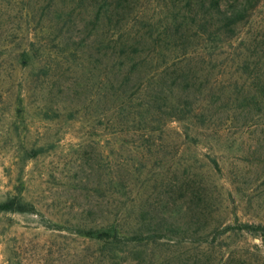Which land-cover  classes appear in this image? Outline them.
Returning <instances> with one entry per match:
<instances>
[{
    "label": "rangeland",
    "instance_id": "rangeland-1",
    "mask_svg": "<svg viewBox=\"0 0 264 264\" xmlns=\"http://www.w3.org/2000/svg\"><path fill=\"white\" fill-rule=\"evenodd\" d=\"M94 2L0 0V203L25 206L0 211V264H264L261 230L240 229L264 224V80L241 66L249 39L264 64V0L214 61H196L214 75L194 80L182 120L168 94L163 112L145 106L171 62L121 86L113 69L129 61L100 43L163 30L170 0H133L116 26ZM164 220L204 240L98 237Z\"/></svg>",
    "mask_w": 264,
    "mask_h": 264
},
{
    "label": "trees",
    "instance_id": "trees-1",
    "mask_svg": "<svg viewBox=\"0 0 264 264\" xmlns=\"http://www.w3.org/2000/svg\"><path fill=\"white\" fill-rule=\"evenodd\" d=\"M85 0H80V2ZM95 1V16L97 22L110 24L113 20L114 26L126 19L122 9L132 8L133 0H93ZM171 8L175 10L171 17H167L163 30L154 32L150 30H129L125 38H104L101 44L111 45L113 48H121L123 59L128 60V70L123 72L119 64L113 69V77H119L120 85L127 86L132 80H142L145 76V67L153 58L162 59L164 63L171 62L166 69L172 68V76H168L169 70H165V77L155 81L156 84L148 86L145 90L146 107H154L156 112H163V104H167V94L175 100L170 105L173 112L168 113L172 117L185 119L190 114L191 101L190 92L194 80L200 74L212 76L211 69L207 66L197 68V60L201 64H210L214 61L215 51L223 43H230L239 37V29L246 24L260 0H170ZM61 12L54 10L52 17H58ZM113 13V15H112ZM259 43L255 39H249L247 54L242 56V70L253 79L264 80V64L261 55L258 54ZM21 56L28 55L22 50ZM121 55V57H122ZM29 56V55H28ZM122 62V61H121ZM125 65V64H124ZM243 72V73H244ZM143 74V75H142ZM113 80V81H114ZM169 80V81H167ZM143 81V80H142ZM161 81V82H158ZM148 84V82H147ZM160 100H164L161 102ZM144 104V103H143ZM156 120V119H155ZM152 129L149 131L151 132ZM215 162V160H214ZM17 206V207H16ZM25 211L23 204H15L13 201L0 203V211ZM240 229L262 232L264 235V224H245ZM76 233L84 236L92 234L82 227H74ZM105 243H119L122 240L134 243H147L160 239H172L179 242L192 239L204 240L203 234L197 231H189L188 227L167 221H155L132 227L126 231L113 229V233L105 232L98 236Z\"/></svg>",
    "mask_w": 264,
    "mask_h": 264
}]
</instances>
